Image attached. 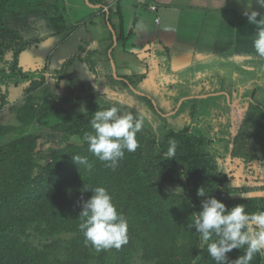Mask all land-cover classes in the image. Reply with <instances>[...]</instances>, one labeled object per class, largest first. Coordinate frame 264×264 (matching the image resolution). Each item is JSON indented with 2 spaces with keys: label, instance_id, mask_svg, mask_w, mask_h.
<instances>
[{
  "label": "trees",
  "instance_id": "16d2710c",
  "mask_svg": "<svg viewBox=\"0 0 264 264\" xmlns=\"http://www.w3.org/2000/svg\"><path fill=\"white\" fill-rule=\"evenodd\" d=\"M6 1L0 0V37L3 38L0 41V61H5L3 55L9 49L11 59L6 62L7 67H0V99L3 103H6L11 84L44 79L43 70L46 69L23 70L19 66V54L28 47V42L21 38L19 30L3 24ZM75 61L84 62L92 74L97 75L96 66L89 57L72 54L64 59L58 69L51 70L56 84L67 76L68 66ZM126 83L132 84L129 81ZM152 111L154 115L157 114ZM90 115L88 113L87 117ZM0 129L13 128L3 126ZM75 133H79L77 128L68 132L69 135ZM172 135L181 140L184 138L179 133L172 132ZM36 150L35 137L31 135L11 142L8 152L0 147V166H4L6 173L1 178L9 183L0 182V264H50L51 254L23 240L20 230L32 227L41 235L81 233L78 230L81 200L92 194L90 189L84 190V186L105 187L118 211L125 216L128 242L119 249L122 261L125 249L127 252L137 244L142 258L154 264L212 262L207 250L194 243V240L198 242L195 229L192 232V228H188L191 214L199 210L201 201L208 196L216 197L227 208L243 204L248 212L264 210V101H246L237 133L231 141L230 157L237 163L243 183L236 187L219 175L209 176L204 172L209 168L206 156L196 153L186 158L192 172L193 186L188 192V201L164 190L167 169L171 166L168 159L158 164L159 178L156 175L155 180L143 186L137 185L140 182L138 175L129 166V161H133L131 155L128 159L124 155L116 169L109 170L88 151L86 142L78 147L67 144L45 152ZM76 155L87 157L93 166L91 172L73 161L72 156ZM40 159L42 162H37ZM197 166L202 170L196 169ZM200 187L208 192L205 197L197 195ZM230 193H245L247 196L225 198ZM83 243L81 236L73 238L71 256L63 264H86ZM201 253L203 259L194 260Z\"/></svg>",
  "mask_w": 264,
  "mask_h": 264
},
{
  "label": "rangeland",
  "instance_id": "374dc122",
  "mask_svg": "<svg viewBox=\"0 0 264 264\" xmlns=\"http://www.w3.org/2000/svg\"><path fill=\"white\" fill-rule=\"evenodd\" d=\"M75 37L76 33L53 54L48 63L49 67L58 69L60 59L64 56L68 57L75 51L76 55L89 57L96 66V59H99L100 55L99 50L88 48L82 41L75 47ZM1 40H3L2 37H0ZM105 53L106 51H103V58L106 59ZM10 59L11 50L9 49L5 51L3 55L5 61H0V67H7L6 62ZM86 66L79 62L76 65V61L71 63L68 66L67 76L56 84L51 75V69H48L45 61L37 69L29 68V70H40L45 67L44 79H33L19 85L11 84L8 87L9 94L5 98L6 103L0 99V127L11 126L13 129H0L2 151L8 152L11 142L14 143L17 138L27 135L35 137L36 151L39 152L67 144L81 146L85 143L84 134L92 131L89 121L93 112L116 106L121 112L131 111L134 115L143 116L145 121L142 131L136 136L139 147L135 152L126 151L125 154V158L129 155L133 157L131 163L128 160L130 165L126 162L138 175L140 182L137 185H149L152 180L156 179V175L159 178L158 164L167 160L163 157V151H167L170 140L176 142V156L174 159H168L171 161V166L167 169L165 191L189 200L188 192H191L193 186L192 172L186 158L196 153L206 156L209 168L204 172L209 176L219 175L220 178H226L227 182L236 187L243 183L242 173L235 160L230 157L231 141L237 133L242 115L241 108H238L242 97L236 92L233 95L231 81L227 80L231 78V72L228 69L223 68L216 79H211L204 88L177 86L171 90L162 89L160 99L152 102L157 109L154 110L157 113L154 115L151 106L144 100L145 96L137 94L133 89L135 84L146 82L144 75L133 71L129 75V82L132 84L126 86L123 79L114 77L110 70V63L108 65L107 63L99 64L97 76L87 71ZM221 83H224L225 88ZM260 87L261 93H256V100H259V96L264 98V92H262L264 84ZM167 97L169 98L168 104L162 103ZM88 113L91 114L90 117H87ZM76 128L79 133L68 134L69 130ZM172 132L184 135L183 140L174 137ZM37 162L41 163L42 160ZM101 164L105 165L104 162ZM3 169L4 166H0V178L5 177L6 173ZM106 169L111 170L109 167ZM196 169L202 170L200 166ZM0 182L8 183V181H3V178ZM177 187H181L183 191L175 190ZM246 196L245 193H230L226 194L225 198ZM194 229L192 227V232ZM195 235L198 236V242L194 240V243L200 248H205L200 245L199 234ZM76 236H81L84 242L86 264H154L142 258L141 249L137 244L129 251L127 249V252L125 249L122 261L120 250L112 248L97 253L91 245L85 244L82 233L57 232L41 235L37 229L32 227L20 230V237L23 240L51 254L50 264H63L67 261L71 256V241ZM242 254L241 250L233 249L227 253V258L234 260ZM200 259H203L202 253L194 260ZM214 263L215 261L212 260L206 264ZM251 264H264V256L257 254Z\"/></svg>",
  "mask_w": 264,
  "mask_h": 264
},
{
  "label": "crops",
  "instance_id": "0c3cea01",
  "mask_svg": "<svg viewBox=\"0 0 264 264\" xmlns=\"http://www.w3.org/2000/svg\"><path fill=\"white\" fill-rule=\"evenodd\" d=\"M220 2L7 0L2 22L19 30L28 42L18 57L22 69H37L46 61L48 69L53 70L49 60L76 33L75 47L82 41L88 48L99 50L97 70L99 64L110 63L114 77L123 79L126 86L133 71L145 76L146 82L135 84L133 89L145 96L152 110L156 109L152 102L160 99L162 89L204 88L226 68L231 72L227 80L231 81L233 95L241 94L238 108L242 111L248 99L264 101L261 96L255 99L264 84V60L252 48L256 26L242 15L244 4L225 0L219 8ZM253 8L264 15V8L255 0ZM168 102V97L162 101Z\"/></svg>",
  "mask_w": 264,
  "mask_h": 264
},
{
  "label": "clouds",
  "instance_id": "9594fccd",
  "mask_svg": "<svg viewBox=\"0 0 264 264\" xmlns=\"http://www.w3.org/2000/svg\"><path fill=\"white\" fill-rule=\"evenodd\" d=\"M235 2L244 4L242 15L248 23L256 26L252 34V48L255 55L264 60V15L253 8V0ZM224 3L225 0H221L219 8ZM255 4L264 8V0H255ZM144 123L143 116L134 115L131 111L121 112L116 106L96 110L89 121L92 131L84 134V141L93 156L115 170L125 151L135 152L139 147L136 136L142 131ZM175 156L176 142L170 140L163 157L174 159ZM72 159L91 172L93 166L87 157L76 155ZM89 189L91 196L81 200L78 230L85 244L91 245L97 253L112 248L119 250L128 242L127 220L118 211L105 187L84 186V190ZM177 189L183 191L181 187ZM207 193L203 187L197 190L199 197H205ZM192 227L199 234L201 247L206 248L215 264H251L257 254L264 256V210L248 212L243 204L227 208L216 197L208 196L201 201L199 210L191 214L188 228ZM233 249H243V254L229 260L227 253Z\"/></svg>",
  "mask_w": 264,
  "mask_h": 264
},
{
  "label": "built area",
  "instance_id": "2783aa9c",
  "mask_svg": "<svg viewBox=\"0 0 264 264\" xmlns=\"http://www.w3.org/2000/svg\"><path fill=\"white\" fill-rule=\"evenodd\" d=\"M154 8H155V6H151V9H153V10H154Z\"/></svg>",
  "mask_w": 264,
  "mask_h": 264
},
{
  "label": "flooded vegetation",
  "instance_id": "af4514ba",
  "mask_svg": "<svg viewBox=\"0 0 264 264\" xmlns=\"http://www.w3.org/2000/svg\"><path fill=\"white\" fill-rule=\"evenodd\" d=\"M241 117H242V115H241ZM240 120H241V118H240ZM239 124H240V121H239Z\"/></svg>",
  "mask_w": 264,
  "mask_h": 264
},
{
  "label": "water",
  "instance_id": "95a60500",
  "mask_svg": "<svg viewBox=\"0 0 264 264\" xmlns=\"http://www.w3.org/2000/svg\"><path fill=\"white\" fill-rule=\"evenodd\" d=\"M113 65V64H112ZM113 74H114V76H115V73H114V71H113Z\"/></svg>",
  "mask_w": 264,
  "mask_h": 264
}]
</instances>
